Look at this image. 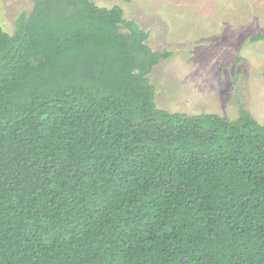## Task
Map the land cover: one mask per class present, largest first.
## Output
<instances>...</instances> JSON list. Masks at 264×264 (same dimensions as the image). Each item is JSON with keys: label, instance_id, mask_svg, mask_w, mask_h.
I'll return each mask as SVG.
<instances>
[{"label": "trees", "instance_id": "trees-1", "mask_svg": "<svg viewBox=\"0 0 264 264\" xmlns=\"http://www.w3.org/2000/svg\"><path fill=\"white\" fill-rule=\"evenodd\" d=\"M33 2L0 19V264H264V125L159 108L172 53L120 6Z\"/></svg>", "mask_w": 264, "mask_h": 264}, {"label": "rangeland", "instance_id": "rangeland-1", "mask_svg": "<svg viewBox=\"0 0 264 264\" xmlns=\"http://www.w3.org/2000/svg\"><path fill=\"white\" fill-rule=\"evenodd\" d=\"M120 6L148 34L154 51H169L148 75L155 103L169 112L219 114L245 108L264 125V0H91ZM33 0H2L0 19L12 34ZM125 31V28L122 27Z\"/></svg>", "mask_w": 264, "mask_h": 264}]
</instances>
